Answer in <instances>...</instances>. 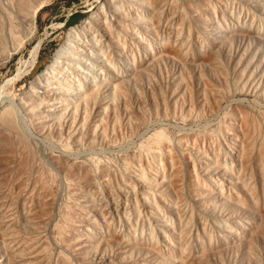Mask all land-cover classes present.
<instances>
[{
    "label": "rangeland",
    "instance_id": "1",
    "mask_svg": "<svg viewBox=\"0 0 264 264\" xmlns=\"http://www.w3.org/2000/svg\"><path fill=\"white\" fill-rule=\"evenodd\" d=\"M1 88L0 264H264V0H0Z\"/></svg>",
    "mask_w": 264,
    "mask_h": 264
},
{
    "label": "bare ground",
    "instance_id": "2",
    "mask_svg": "<svg viewBox=\"0 0 264 264\" xmlns=\"http://www.w3.org/2000/svg\"><path fill=\"white\" fill-rule=\"evenodd\" d=\"M38 7L39 6H35L34 8H32V9H30V11H29V15H30V21L31 22H34V18H35V13H36V11H37V9H38ZM118 17V16H117ZM80 28V27H79ZM105 33V32H104ZM75 36V35H74ZM76 37V36H75ZM81 37V36H80ZM83 37V36H82ZM107 38V37H106ZM75 43H78V42H76L75 41ZM81 44V47H79V49H80V51L81 52H84V53H87V51L84 49L85 48V46H83L82 45V43H80ZM79 45V44H78ZM63 49H59L58 51H57V53L55 54V57L56 58H59V57H61V55L63 54ZM84 53H82V54H84ZM89 53H92V52H90L89 51ZM71 60L73 61L72 63H71V65H72V68L73 69H77V70H80L83 74L84 73H86L87 71H86V69L85 68H89V66H90V61H89V59L88 58H85L83 55H81V53H78V54H76V55H74L73 56V58H71ZM65 61V60H64ZM79 71V72H80ZM63 74L65 75V73L63 72ZM78 74V73H77ZM82 75V74H81ZM83 76V75H82ZM16 78V77H15ZM62 79H64L65 80V83L64 84H66V91H69L70 93H74V92H76V90H78V84L76 83V81H77V79L75 80H69L68 81V79H65V77H61ZM13 80V79H12ZM82 80V79H81ZM52 81V80H51ZM8 82H10V81H8ZM7 82V83H8ZM56 82H58V83H61L62 81L61 80H59V81H57L56 80ZM6 84V83H5ZM61 85V84H60ZM40 88H41V90L43 91V93L45 94V93H48L47 92V89H46V87L45 86H42V85H40ZM50 88H52L53 90L55 89V90H57V89H59V85L58 84H53ZM64 89V88H63ZM45 91V92H44ZM50 93V92H49ZM59 95V94H58ZM68 96V95H67ZM66 96V97H67ZM4 97H6L5 96V94H4V91H3V88H1L0 89V99H3ZM49 98H50V100H49ZM72 98V97H71ZM6 99V98H5ZM47 100H48V102H47V104H46V111H45V115H49V116H52V115H56V113L54 112V109L57 107L56 106V103H53V102H55L56 100L54 99V96H49L48 98H47ZM73 101V100H72ZM67 103V102H66ZM70 104V103H69ZM77 105V104H76ZM42 106H44V105H42ZM43 108V107H42ZM44 115V116H45ZM53 117V116H52ZM81 118V117H80ZM70 122V121H69ZM41 124H44V122H42ZM84 127V126H83ZM82 129V128H81ZM47 137V136H46ZM49 137V136H48ZM71 137V136H70ZM46 139V138H45ZM56 146V145H55ZM58 146V145H57ZM63 152V151H62ZM61 152V153H62ZM25 200V199H24ZM26 202V201H25ZM211 203L212 204H216V199H213L212 201H211ZM1 246V245H0Z\"/></svg>",
    "mask_w": 264,
    "mask_h": 264
},
{
    "label": "trees",
    "instance_id": "3",
    "mask_svg": "<svg viewBox=\"0 0 264 264\" xmlns=\"http://www.w3.org/2000/svg\"><path fill=\"white\" fill-rule=\"evenodd\" d=\"M79 16V13H74L72 14L69 19L68 22H75L77 20V17Z\"/></svg>",
    "mask_w": 264,
    "mask_h": 264
}]
</instances>
